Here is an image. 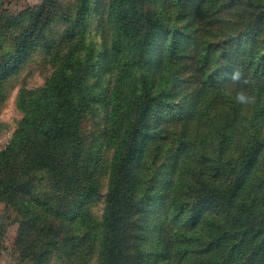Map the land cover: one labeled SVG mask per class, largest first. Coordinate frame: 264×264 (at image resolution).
<instances>
[{
  "label": "trees",
  "instance_id": "1",
  "mask_svg": "<svg viewBox=\"0 0 264 264\" xmlns=\"http://www.w3.org/2000/svg\"><path fill=\"white\" fill-rule=\"evenodd\" d=\"M204 1L191 2L197 9ZM244 1L238 3L240 9L248 7ZM250 1L249 6H255ZM109 2L104 11L110 19V39L103 56L107 57L110 80L105 90L90 93L107 113L103 137L107 143H103L112 148L100 221L90 219L83 206L101 189L97 173L101 156L92 152L82 137L74 104L82 86L91 91L86 80L93 66L87 65L86 52L93 55V46L83 42L90 0H72L64 11H60L58 0H43L25 10L22 14L27 23L17 49L0 64V96L5 80L32 52L43 50L51 67L41 86L20 93L22 119L0 150V196H6L21 216L16 239L21 257H33L35 264H48L53 257L58 264H91L93 257L96 264H264V136L253 133L236 155H224L221 122L225 119L217 123L221 136L215 157L216 179L192 185L197 189L190 191L195 193L192 207L189 201L175 209L173 219H183L175 231L180 246L174 248L171 234L164 236L160 229L157 244L150 249L145 238L153 234L151 227L146 230L151 217L144 216L142 209L152 191L148 187L143 190L137 172L139 159L146 153L145 138L151 134L143 129L152 117L154 103L166 96L160 83L164 74L158 68L168 65L175 74L179 61L190 56V47L179 49L173 29L166 44L169 52L163 50L158 62L146 72L142 70L137 83L131 66L137 54H143L151 43L157 45L163 17L142 0ZM53 20L64 27L52 35L49 25ZM103 25L100 29L104 32ZM194 43L191 40L190 45ZM250 44H256L255 37ZM245 51L243 46L241 53ZM248 52V63L264 75V52L257 57L251 47ZM225 53L226 49L216 53L204 48L198 55L203 66L222 61ZM243 58L223 68L230 72ZM189 64L198 69L197 60ZM221 69L218 66L216 71ZM239 69L244 73V64ZM190 72L187 77L192 82ZM198 76L205 75L201 72ZM211 79L220 89L218 93L225 94L228 85L220 75ZM40 171L52 182L49 192L39 189L36 174ZM168 189L165 182L160 193L163 199ZM176 196L169 198V206H176Z\"/></svg>",
  "mask_w": 264,
  "mask_h": 264
},
{
  "label": "rangeland",
  "instance_id": "2",
  "mask_svg": "<svg viewBox=\"0 0 264 264\" xmlns=\"http://www.w3.org/2000/svg\"><path fill=\"white\" fill-rule=\"evenodd\" d=\"M42 1L0 0V64H4L9 59L8 53L17 49V41L27 23L22 13L40 5ZM58 1L61 4L60 11H64L65 6L72 3V0ZM142 1L147 8L151 6L160 11L163 22L161 30L158 29L160 37L157 45L151 43L143 54H137L136 62L131 66L137 83L142 70L146 72V68L158 62L163 50L166 51L168 37L173 29L178 34L179 49L190 47L187 52L190 56L183 57L179 61L175 66V72L177 71L175 74H171L168 65L158 68V72L164 74L160 78V83L165 92L163 95L166 96L154 103L152 117L144 126L143 130H150L151 134L149 138L148 136L145 138L146 153L139 159L137 167L142 181L141 187L144 191L146 187L149 188V192L152 191V198L145 199L142 209L144 216L151 217L146 230L151 227L153 232L152 236L145 240L152 249V244L153 246L157 244L158 231L162 229L164 236L171 234L169 240L176 248L180 246L176 243L180 236L177 237L175 231L179 230L183 221L181 216L173 219L176 207L191 199L193 201L195 193L190 191L191 188L195 191L197 189L192 185H201L202 181L211 183L216 179L215 157L218 155L216 151L220 149L221 136L217 124L219 119H225L224 123L221 122L225 134L222 142L224 155H236L253 133L259 132L264 136V75L254 70V64L248 63L249 47L253 49L256 57L264 52V32H262L264 29H261L264 27L262 26L264 0H253L255 6H249L252 5L251 1L245 0L248 7L242 9L238 6L242 0H205L197 9H195L197 4L192 3V0H183L185 3L183 6L177 0ZM109 3V0H90V12L85 23L83 42L92 43L93 46V55L88 50L86 52L87 65L93 66L86 80L91 91H85L82 86L80 94L74 98L79 113L80 133L89 149L92 152L98 151L101 156L97 165L101 189L83 206L87 209L90 219L99 221L103 213L112 148L103 143L106 142L103 137L107 113L102 103L97 102L96 96H91L90 93L105 90L110 80L109 70H106L108 65L105 63L107 57L103 56V52L107 46L109 47L110 39L108 27L110 19L104 11ZM101 23L104 24V32L100 29ZM49 27L53 35L64 26L53 20ZM254 37L256 44L251 46L250 40ZM191 40L195 42L193 45H190ZM243 46L246 47V51L241 53ZM204 48L216 53L226 49V53L222 61L209 62L202 66L198 53ZM26 49L24 48V51ZM43 54V50L32 52L26 59L24 58L17 72L12 73L3 84L0 96V150L7 145L22 119L23 112L18 105L20 93L41 86L51 71ZM241 56H244L240 63L245 67L243 74L254 82L253 88L258 96L254 106L241 107L235 104L227 90L225 94H219L220 89L212 83L213 76L227 72L223 65H231V61L234 64V60ZM196 60L197 70L191 68L189 64ZM13 63L12 66L15 64ZM218 66L222 69L216 71ZM189 71L194 76L192 82L188 81ZM201 72L206 77H199ZM36 175L39 189L48 191L52 186L49 177L43 171L37 172ZM165 182L169 183V189L163 199L160 193ZM175 195H177L176 206H169V198ZM186 208L187 206L184 210ZM20 220L21 216L15 205L6 196H0V264H35V258L21 257L16 246ZM80 223L83 224V221ZM76 231H80L79 228H76ZM151 251L155 253V250ZM48 264H58V260L53 257ZM91 264H96L94 257L93 260L91 259Z\"/></svg>",
  "mask_w": 264,
  "mask_h": 264
},
{
  "label": "clouds",
  "instance_id": "3",
  "mask_svg": "<svg viewBox=\"0 0 264 264\" xmlns=\"http://www.w3.org/2000/svg\"><path fill=\"white\" fill-rule=\"evenodd\" d=\"M220 80L228 85V94L235 104L249 107L257 103L258 96L253 88L254 82L245 76L239 67H234L230 72H221Z\"/></svg>",
  "mask_w": 264,
  "mask_h": 264
}]
</instances>
